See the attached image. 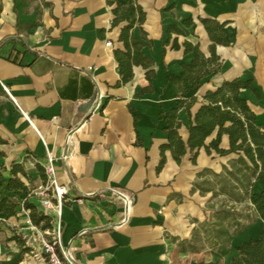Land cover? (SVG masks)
<instances>
[{
    "label": "crops",
    "instance_id": "crops-1",
    "mask_svg": "<svg viewBox=\"0 0 264 264\" xmlns=\"http://www.w3.org/2000/svg\"><path fill=\"white\" fill-rule=\"evenodd\" d=\"M138 3L146 12L147 40L139 26L134 34L153 64L134 65L133 78L123 83L115 50L124 49L119 36L125 23L113 25L109 0H0V149L8 158H34L41 165L48 155L55 158V178L67 195L60 204L53 199L56 209L47 212L53 225L61 223L63 243L74 241L80 264H228L238 245L260 235L264 220L250 201L241 203L251 206L254 218L239 232L229 231L227 248L181 251L178 241L191 237L195 219L205 218L211 196L193 190L197 173L206 167L220 172L235 155L208 154L202 147L196 162L188 150L178 163L165 149L158 170L169 142L161 113L178 107L167 76L192 62L184 43L211 56L213 41L200 21L210 18L224 24L226 43L215 45L220 69L187 95L197 97L192 113L222 82L252 79L260 96L250 88L241 96L264 124V0ZM99 91L104 98L97 106ZM177 120L186 142L191 118L184 107ZM215 137L216 131L206 143ZM220 147L229 148L226 134ZM262 190L255 179L252 191ZM117 194L131 200L126 222ZM83 229L87 234L78 237Z\"/></svg>",
    "mask_w": 264,
    "mask_h": 264
},
{
    "label": "trees",
    "instance_id": "trees-1",
    "mask_svg": "<svg viewBox=\"0 0 264 264\" xmlns=\"http://www.w3.org/2000/svg\"><path fill=\"white\" fill-rule=\"evenodd\" d=\"M109 4L115 5L112 9L115 15L113 25L125 23L119 36L124 49H116L115 58L120 66L121 82L127 83L133 78L134 65L150 68L153 64L142 52L144 42L134 34V28L139 26L142 38L147 40L142 28L146 12L138 0H109ZM200 21L213 41L210 46L211 56L206 57L198 44L186 41L185 51L192 52V62L184 64L179 75L168 73L167 80L175 84L179 98L177 108L161 113L168 125L166 131L169 142L162 146L158 170L165 164V149L171 150L178 163L188 150L193 152V162H196L198 150L202 147L208 154L215 151L221 156L235 155L223 165L220 172L206 167L197 173L193 190H200L202 195L211 193V202L207 206L205 218L202 221L195 219L191 237L178 242L181 251L220 252L229 246L230 229L234 228L233 233H237L243 228L242 220L251 219L250 213L245 214L236 208L237 204L250 201L264 220V124L258 123L256 113L241 96L242 88H250L260 96L252 79L235 78L222 82L214 90H208L204 94L199 109L195 114L192 113L191 108L197 102V97L187 98V95L203 85L204 76L220 69V57L215 52V45L226 43L223 23L210 18H200ZM180 32L183 33L182 30ZM152 75L154 71L149 69L147 76L151 78ZM182 107L191 118L186 142L178 132L181 122L177 120V112ZM215 131L216 137L207 144L206 139ZM224 134L229 137L228 149L220 147ZM37 167L46 181L43 166L38 163ZM19 173L26 175L24 167L17 162L11 167L7 188L27 192L28 187L18 176ZM255 179L262 183L263 190L260 193L252 191ZM217 197L224 198L218 205L212 201ZM25 207L30 210V217L35 225H41L43 229L53 228V218L49 212L38 211L36 205L29 201H25ZM177 239L178 237L173 238ZM236 249L237 255L228 264H264V229L257 238L242 242Z\"/></svg>",
    "mask_w": 264,
    "mask_h": 264
},
{
    "label": "rangeland",
    "instance_id": "rangeland-1",
    "mask_svg": "<svg viewBox=\"0 0 264 264\" xmlns=\"http://www.w3.org/2000/svg\"><path fill=\"white\" fill-rule=\"evenodd\" d=\"M4 142L5 139L0 136V147ZM17 162L21 163L26 171L25 176L22 173L18 176L27 185V192L7 188L11 177V167ZM37 165L38 162H35L34 158L31 161L20 157L11 159L0 149V264H47L42 245L44 239L50 238L49 229L35 225L31 220L30 210L25 207V201H29L36 205L38 211H44L39 205V200L43 195L47 197L51 195L50 191L41 194L40 187L46 184L47 179L43 180ZM223 199V197H217L212 201L218 205ZM210 200L211 196L209 203ZM250 207L246 204L236 205V208L243 213L254 214L255 212L250 211ZM253 218L254 216L251 215L250 220L243 219V226L246 222H251ZM233 229H230L231 232ZM177 245L179 246L178 243ZM221 262L218 261L219 264Z\"/></svg>",
    "mask_w": 264,
    "mask_h": 264
},
{
    "label": "built area",
    "instance_id": "built-area-1",
    "mask_svg": "<svg viewBox=\"0 0 264 264\" xmlns=\"http://www.w3.org/2000/svg\"><path fill=\"white\" fill-rule=\"evenodd\" d=\"M106 46L112 47L113 43L111 41L106 42ZM104 98V94L99 91L96 96L97 106L101 104ZM68 155H64L66 159ZM55 158L48 155L47 162L42 163L44 172L47 177V182L45 185H41V194L46 191H50V196L45 195L39 200L40 207L47 211L49 209H56V205L53 202L55 199L59 204L67 195V189L64 186L58 185L55 178L56 168H55ZM122 200L124 210L122 222H126L129 219L130 213V198L124 194H117ZM88 232V229H83L78 233V237H84ZM50 238L43 240V252L47 258V264H80L77 259V246L74 241H70L68 244H64L62 241V228L61 223L58 222L53 225V228L48 231Z\"/></svg>",
    "mask_w": 264,
    "mask_h": 264
}]
</instances>
